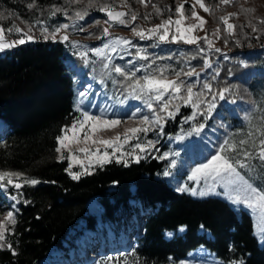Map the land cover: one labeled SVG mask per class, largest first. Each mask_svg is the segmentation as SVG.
<instances>
[{"label": "trees", "instance_id": "16d2710c", "mask_svg": "<svg viewBox=\"0 0 264 264\" xmlns=\"http://www.w3.org/2000/svg\"><path fill=\"white\" fill-rule=\"evenodd\" d=\"M181 1L152 0L164 10V18L173 14L167 11L168 7L175 9ZM249 1L232 0L229 5L217 7V0H204L211 6V23L220 27L221 37L226 38L227 34L220 17L233 13L230 8L241 6L238 16L232 18L237 28L244 25L240 18L253 23L264 19ZM15 2L5 0L4 4H10L14 11L32 12L27 7L31 0ZM50 2L37 0L34 10ZM7 19H3L4 24L10 21ZM240 37L242 45L245 38ZM220 41L223 43V39ZM228 46L238 47L231 38ZM256 60L248 59V66ZM234 66L242 70L240 76L246 74L239 64ZM225 71L227 67L222 65L214 91L232 85ZM74 74L65 44L60 40H32L11 53L0 52V118L6 124L0 136V170L23 172L41 181L23 188L24 198L30 203H23L15 234L9 237L17 254L0 250V264H38L52 249L65 247L70 231L81 220L94 227L95 217L89 214V202L94 197L104 207L106 220L124 224L129 208L132 216L140 218L143 231L136 236L134 245L140 264H167L200 246L226 262L264 264V242L260 243L254 233L250 212L236 209L217 196L198 198L177 190L169 180L157 175L165 168L163 160L143 158L128 166L113 161L96 167L91 175L73 180L66 171L68 162L57 161L55 148L62 129L76 117ZM180 122L177 116L174 123H168L166 131L177 132ZM134 197L141 202L142 213H137L140 207L130 202ZM180 227H185L183 233L178 232ZM168 230L175 232L172 238L166 236Z\"/></svg>", "mask_w": 264, "mask_h": 264}, {"label": "rangeland", "instance_id": "374dc122", "mask_svg": "<svg viewBox=\"0 0 264 264\" xmlns=\"http://www.w3.org/2000/svg\"><path fill=\"white\" fill-rule=\"evenodd\" d=\"M4 1L5 0H0V13H3V18L0 19V26L7 29L15 25L22 29L23 32L28 31L24 21L32 23L36 19L44 20L47 22V26L50 30L55 28L58 24L71 23L62 13H58L56 17L49 18L48 13L51 11V5L55 4L68 8L69 15L76 9H84L87 5V0H83L82 3L76 5L65 4L64 0H52L51 2L49 0V4H45V6L40 8L44 10L43 15H40L34 8L31 9V13L25 12V10L24 12L14 11L15 9L12 8L10 4V7L4 4ZM9 1L15 2V0ZM107 2L111 3L112 0H107ZM193 2L194 0H187L185 4V14L188 16H190V11L188 10L189 6ZM180 3H184V0ZM129 4L131 9L141 17L135 22V25H139L141 28L147 29L152 27L160 23V20L164 18V16L157 17L155 15V9L152 7V0L148 7H144L138 3V0H129ZM244 5H246L245 2H243V8H245ZM249 5L256 9V13L264 15V0H250ZM209 7L211 8V6ZM114 8L126 9L127 12L129 11V7L122 5L120 0H115ZM240 8L241 6H238V9L230 8V10L238 14ZM196 11L200 16L204 17L208 23L204 25L203 31L197 29L193 35L204 36L207 33L209 38L213 40L214 47L221 48L225 55H221L215 51H208L207 56L198 55L196 54V46L187 45L183 42L158 43L155 39L141 40L131 32L130 28L119 25L110 28V37L104 40H98L96 39V35H99L102 29L107 27V25L103 23L107 17L95 7L89 8V14L86 18L78 22V25L86 26L85 32H79L74 28L68 30L70 33V40L76 41L84 47L81 49H74L69 43L64 42V44L68 62L72 65L75 73V119L82 118L81 111H87L96 116L120 119L122 121L118 126L105 128L93 134V140L97 141H112L117 136L123 141L126 134L131 136V133L127 132V130L140 126L138 124L139 118L145 115H151V113L143 100L135 99L129 95L128 85L130 81L125 80L123 77L111 71V65L109 69L103 67V64L107 62L103 56L92 55L90 51L88 57L89 62L85 63L79 58L78 54H76L78 51L101 48L103 43L108 42L112 38L122 37L125 40L132 41V43L136 45V48L126 49L120 45H116L120 51L115 54L109 53L112 57V65L121 66L130 71L133 65L128 63V61H132L137 67H142V69L144 65L155 61L153 68L156 66L167 67L169 69L167 74L170 78H174L171 75L172 70L183 69L187 71L191 67H195L199 76H193L191 78L182 76V79L197 80L199 83L211 80L214 87L219 78L218 76L213 79L214 72L219 71L220 73L221 66L226 65L227 71H225V75L228 76V80L232 84L228 87L232 91L227 94L225 100L216 101L217 107L213 111L210 119L204 120L203 117H197L196 120L185 124L183 122L184 117L189 115L192 110L182 105L180 112L176 114V117L180 116L181 119L177 132L168 133L166 131L168 123H174L175 118L165 125L164 134L160 136H157L154 132H149L146 137L143 133L140 134V142L146 139L158 141L156 149L152 150L151 156L146 153H141L139 149L136 150L137 153L144 158H152L162 153L167 154L168 158L163 160L165 162V168L157 175L169 180L177 190L184 185H189L192 188H197L199 191L208 193L209 189L214 187L213 179L208 177L205 180L198 175L195 180H190L189 176L192 171L210 158L211 155L217 151V147L221 145L222 141L226 139L238 140L240 138H245L247 132L256 131L264 127V34L261 35V39L259 40L251 41L244 39L242 41L244 44L238 47L225 46L220 39H216L213 35L217 27L211 23L212 12L211 14H207L203 12L198 5ZM147 13L153 14L150 22H146L142 19ZM6 17H8L10 21L6 22L7 19L4 24L3 19ZM129 18L130 17H126L125 19ZM95 20H101V23L96 25L94 23ZM236 20L238 21V18H236ZM240 21H242L244 25L247 24L243 18H240ZM229 22L235 24V21L232 19H230ZM193 23H197V21L193 19L185 21V25ZM209 27L211 28L210 31L208 30ZM261 29L264 30V26L261 27ZM172 31L174 32L175 29L173 28ZM236 31L237 38L241 40L240 36H244V34L240 32V28H237ZM244 32L255 35L251 33V29L248 27H245ZM89 33H95L96 35L90 37ZM31 35L34 37L33 40H45L41 36L39 27L34 28ZM61 35H63V32H61ZM5 36L9 37L11 40L19 38L15 33H5ZM170 38L171 37H169V39ZM55 41H59V37ZM251 42L253 43L250 44ZM201 45L203 46V41H201ZM137 49H142L143 54H146L149 59L147 61L138 59L135 55ZM126 52H131L132 55H126ZM194 55H196V58L192 59ZM121 56H123V58H121ZM168 57H172V59H168ZM205 58L211 60L212 68L201 71ZM250 58L258 59L253 63V66H248L247 64V60ZM234 64H239L244 68L246 74L240 76L243 72L237 69ZM151 71L152 69H143L140 73H137V77L146 75ZM81 92H86L87 95L81 97ZM121 101L123 102L121 103ZM77 107H79L81 111H77ZM185 113L187 114L184 116L183 114ZM245 117H247V119H245ZM73 122L65 128L71 127ZM201 122L205 124L203 130L198 133L192 132V134L189 135L188 133ZM5 130L6 125L0 119V136ZM61 135H63V132ZM68 135L71 137L72 133L69 132ZM78 136V141H66L67 147L62 149V152L64 156L74 155L77 160L80 161L79 163L74 162L72 164L71 171L74 173H81L82 176L85 175L83 173L90 164H92L91 172L99 166L98 163H95L97 157H89L88 153L97 152V150H99V153H103L105 150L111 153L112 148L106 149L104 145L92 143L91 140L85 142L83 132H79ZM135 143H137V140H130L128 144L124 145L125 151L129 150ZM81 149H87L88 152L81 151ZM57 155L59 156L60 154L57 153ZM119 155L120 153L117 152L116 156ZM229 155H231V153H229ZM127 159H129V163L133 162L130 157H127ZM65 160L69 165V160ZM113 161H115L114 157ZM248 164L250 165L249 168L239 169L241 176L244 180L253 183L259 189H264V165H261L256 159L249 160ZM165 170H169L171 173L167 177L163 175ZM131 190L133 193L136 192L135 185L131 186ZM219 190V188H216V191ZM8 191L14 193V189L12 188H9ZM21 191L23 192V197H21V203L17 205L19 209L17 216L24 201H26L23 188ZM186 193L191 194L190 192ZM192 196L202 198L216 195L206 194L204 196ZM217 197L225 199L223 196ZM130 202L140 207V209L136 211L137 213L143 212L142 204L139 199L134 197L131 198ZM12 203L13 201L8 199L6 194L0 192V213L5 212ZM232 205L236 209L243 208L251 213L254 220V233L259 242L263 243L259 233L264 229V217H262L258 211H253L243 206ZM130 209L131 208L127 210L126 222H124L123 219L124 224H120L116 220H106L105 210L99 198L95 197L91 199L89 202V214L95 217L96 225L90 227L86 220H81L79 224L70 231L68 239L64 244L65 247L52 249L38 264H105V262L113 261V259L120 261V264H124L125 261H127V264H140L138 258L134 254V245L136 236L142 231V221L137 215L132 216V214H130L132 213ZM181 228H183V231L180 230ZM184 231L185 227H180L178 230L179 233H183ZM167 233H171L172 235L168 236ZM174 235V231L168 230L166 232L168 238H172ZM233 262L239 264L238 261L225 262L218 258L216 254L201 246L191 251L185 258L180 260L172 259L167 264H233Z\"/></svg>", "mask_w": 264, "mask_h": 264}, {"label": "snow or ice", "instance_id": "6c2138e0", "mask_svg": "<svg viewBox=\"0 0 264 264\" xmlns=\"http://www.w3.org/2000/svg\"><path fill=\"white\" fill-rule=\"evenodd\" d=\"M83 0H64L65 4L76 5L82 3ZM120 3L124 6L129 7V11H115L114 4L115 0H112L111 3L107 0H87V5L84 9H76L69 15V9L62 7L60 5H51V11L48 13L49 18L56 17L58 13H62L63 16L70 20L71 23L58 24L55 28L51 30L47 26V22L41 19H36L32 23L24 21L28 31L23 32L22 29L12 25L11 27L5 29L3 26H0V52H3L9 48H15L18 45H23L28 41H32L34 37L31 35L34 28L39 27L41 36L45 39H51L55 41L58 37L60 42H67L74 49H81L84 46L80 45L76 41L70 40L69 29L74 28L79 32H85L86 26L78 25L79 21H83L86 16L89 14V8H97L98 11L104 13L107 17L103 21L107 27H104L99 35L95 33H89V36L96 35V39L104 40L105 38L110 37V28L116 26H124L130 28L131 32L138 36L141 40H156L158 43H181L187 45L196 46V54L207 56L208 51H215L221 55H225L222 52L221 48H215L214 42L209 38L206 33L204 36L193 35V33L199 29L200 31L204 30V25L208 21L199 15L196 11L197 5L203 12L211 14L212 9L206 5L204 0H194V2L189 6L190 16L186 15L185 4L187 0H184V3L178 4L175 9L171 6L168 7L167 11L173 13L168 15L167 18L160 20V23L155 24L152 27L147 29L141 28L139 25H135V22L141 18L138 14L131 9L129 0H120ZM138 3L144 7H148L151 3V0H138ZM232 3V0H217V7L219 5H229ZM29 9L37 7V0H31L27 4ZM152 7L155 9V15L157 17H162L164 15V10L152 4ZM40 15H43L44 10L38 9ZM152 13L145 14L142 19L146 22H150L152 19ZM238 16L236 13H229L228 15L220 17V21L225 26L223 31L227 34V37H221V29L218 26L216 32L213 35L216 39H223L225 46L229 44V38L233 42L240 46L241 40L237 37V25L230 23V19ZM125 17H130L125 19ZM3 18V13H0V19ZM188 19H193L197 23L190 25H185V21ZM94 23L99 25L101 20H95ZM135 25V26H133ZM258 25H264V19H258L255 23L251 20L247 22L246 25L239 26L240 32L244 34L246 40H259L261 35L264 34ZM245 27L251 28V35L244 32ZM175 29L173 32L172 29ZM63 32V35H61ZM5 33L13 34L15 33L19 38L15 40L8 41L5 38ZM169 37H171L169 39ZM203 41V46L201 45ZM116 45H120L123 48L131 49L136 48V45L130 40H125L122 37H115L109 40L108 42L103 43L101 48L97 49H85L83 51H78L79 58L82 59L85 63L89 62V52L91 51L92 55L103 56L107 61L103 64L105 69H109L111 65V71L115 72L119 76L123 77L125 80L130 81L128 85L129 95L135 99L143 100L146 107L148 108L151 115H145L139 118L138 124L140 126L128 129L127 132L131 133V136L125 135L123 141L120 140V137L117 136L114 140H93V134L98 131H102L105 128H111L118 126L122 123L120 119H110L102 116H96L88 113L87 111H81L77 107V111H81V117L74 120L73 124L69 128L62 129L63 135H60L56 138L57 147L55 152L60 154L57 157L58 162H63L65 159L69 160L68 168L66 169L68 175L73 180L80 179L81 173H74L71 171L72 164L79 163L80 161L74 155L64 156L62 149L67 147L66 141H78L79 132L84 133V141H92V143H99L105 146V148H112V152L109 153L105 150L103 153L90 152L89 157L96 156L97 160L95 163H98L100 167H103L105 164L112 163L113 157L115 158V163H123L124 166H128L130 157L133 162L139 163L140 160L144 157L140 156L137 153V149L141 153H146L147 155H152V150L156 149L158 141L152 139H146L143 142L141 141L140 134L143 133L146 137L149 132H154L157 136L164 134L165 125L170 121L176 118V114L180 112L181 106L190 108L192 111L189 115L184 117L183 122L185 124L190 121L196 120L197 117H203L204 120L210 119L213 111L217 107V100H225L227 94L232 90L228 87L222 89H214V85L211 80L204 81L199 83L197 80H185L183 77L191 78L193 76H199V73L196 71L195 67H191L189 70H172L171 75L174 78H170L167 74L169 69L167 67L156 66L153 68V61L150 64L143 66V69H152L146 75L137 77V73H140L143 69L142 67H137L132 61L128 63L132 64V70H126L121 66H116L111 64V55L109 53H118L120 51ZM126 55H132L131 52H126ZM136 57L141 60L147 61L149 57L146 54H143L142 49H137L135 53ZM123 58V56H121ZM196 55L192 57L195 59ZM172 59V57H168ZM212 68V63L209 58H205L203 61V66L201 71L205 69ZM220 75L219 71L214 72L213 79ZM81 97L87 95L86 92H81ZM123 101H121L122 103ZM235 102V101H233ZM247 119V117H245ZM205 127L204 123H199L194 127L191 132H200ZM87 129V130H86ZM71 132L72 136L69 137L68 133ZM258 137V138H257ZM135 139V143L129 150L125 151L124 145L128 144L130 140ZM81 151L88 152L87 149H81ZM158 151V149H157ZM119 152L120 155L116 156V153ZM231 153V155H229ZM153 159L166 160L167 154H161L159 156H153ZM256 159L261 165H264V127L259 128L256 131H249L245 134V138H240L238 140L226 139L221 142V145L217 147V151L211 155L204 163L199 167H196L191 175L189 176L190 180H195L198 175L203 179L211 177L214 181V187L210 188L208 193L199 191L197 188H192L189 185H184L180 188V191L190 192L192 195L204 196L206 194L223 196L230 203L238 206L246 207L253 211H258L259 214L264 217V189H259L253 183L244 180L241 176L239 169L249 168V160ZM174 166V165H173ZM92 164L84 171L83 174L91 175ZM171 173L169 170H165L163 175L169 176ZM41 181L34 177H29L23 172H16L11 170H0V192L6 194L7 198L13 201V203L8 207V209L0 213V250L8 249L11 251L12 255H16V251L13 248L12 242L9 239L10 236L15 234V226L17 224V213L19 209L17 205L21 203V197H23L22 188L25 186H36ZM14 189L13 192H9L8 189ZM216 188H219V191H216ZM25 204L30 203L29 201H24ZM183 231V228L180 229ZM168 236H171V233H167ZM260 239L264 242V229L259 233ZM105 264H120V261L105 262ZM127 264V261L124 262ZM236 264V262H233ZM239 264H243V261H240Z\"/></svg>", "mask_w": 264, "mask_h": 264}, {"label": "water", "instance_id": "95a60500", "mask_svg": "<svg viewBox=\"0 0 264 264\" xmlns=\"http://www.w3.org/2000/svg\"><path fill=\"white\" fill-rule=\"evenodd\" d=\"M115 11H125V12H127L126 9H115ZM125 18H126V17H125ZM5 38H6L8 41H11V39H10L9 37L5 36ZM18 46H19V45H18ZM18 46H17V47H18ZM17 47H15V48H9V49L3 51L2 53H5V54H7V53H11V52L14 51Z\"/></svg>", "mask_w": 264, "mask_h": 264}]
</instances>
